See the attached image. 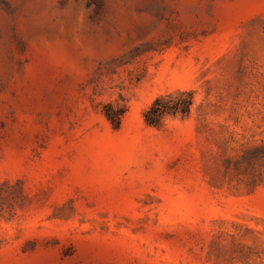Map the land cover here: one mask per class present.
<instances>
[{
	"label": "rangeland",
	"instance_id": "374dc122",
	"mask_svg": "<svg viewBox=\"0 0 264 264\" xmlns=\"http://www.w3.org/2000/svg\"><path fill=\"white\" fill-rule=\"evenodd\" d=\"M0 264H264V0H0Z\"/></svg>",
	"mask_w": 264,
	"mask_h": 264
},
{
	"label": "trees",
	"instance_id": "16d2710c",
	"mask_svg": "<svg viewBox=\"0 0 264 264\" xmlns=\"http://www.w3.org/2000/svg\"><path fill=\"white\" fill-rule=\"evenodd\" d=\"M192 102V94L187 93H180L176 96L173 94L160 96L144 113L145 122L149 126H158L163 117L167 114L176 115L180 112L182 114H189ZM111 120L115 122L113 118H111Z\"/></svg>",
	"mask_w": 264,
	"mask_h": 264
}]
</instances>
